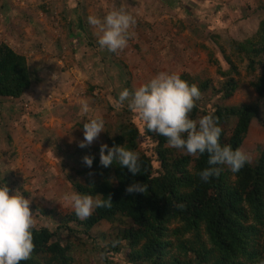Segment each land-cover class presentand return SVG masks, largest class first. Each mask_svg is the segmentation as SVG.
Segmentation results:
<instances>
[{
    "label": "trees",
    "instance_id": "16d2710c",
    "mask_svg": "<svg viewBox=\"0 0 264 264\" xmlns=\"http://www.w3.org/2000/svg\"><path fill=\"white\" fill-rule=\"evenodd\" d=\"M229 45L239 60L246 61L250 73L261 68L250 81L257 93L256 106L225 103L239 86L229 75L231 71L237 74V66L228 55H224L228 68L219 69L224 77L220 86L214 87L209 80L195 84L186 74L181 79L198 86L200 100H215L204 109L198 105L200 100L196 101L190 118L217 117L222 128L221 145H231L235 150L241 148L254 117L264 130V19L252 35L231 39ZM30 84L25 56L0 44V97H19ZM138 119L136 124H118L107 145H124L138 153L140 172L133 176L117 161L103 167L100 148H91V167L83 163L66 176L75 192L103 200L110 196L112 206L95 208L85 220H79L74 212L58 216L61 224L54 229L35 226L34 251L20 264H74L79 258L75 248L83 243L80 236L98 222H111L117 216L131 221V227L120 234L128 248L118 263L115 251L120 247L101 246V252L109 254L107 263L112 259L115 264H259L264 259V146L258 147L255 160H249L239 172L217 165L222 169L219 176L203 182L198 173L208 167L207 153L197 158L171 148L165 137ZM134 182L143 184L145 192L127 193L126 187ZM64 231L67 238L56 236Z\"/></svg>",
    "mask_w": 264,
    "mask_h": 264
},
{
    "label": "rangeland",
    "instance_id": "374dc122",
    "mask_svg": "<svg viewBox=\"0 0 264 264\" xmlns=\"http://www.w3.org/2000/svg\"><path fill=\"white\" fill-rule=\"evenodd\" d=\"M18 1L21 3V0H14V3L21 7ZM97 1L100 4H92L97 10L96 15L103 16L106 13L100 14L98 6L107 11L113 7H125L136 18V24L131 30L128 46L123 51L110 52V59L114 56L113 63L110 62L112 66L108 63H101L98 68L96 66L99 63L92 66L94 61L100 59H91V62L80 65L83 72L87 71L79 79L84 81V85L82 82L76 83L72 96L84 100L88 98V103L91 102L90 110L104 120V131L91 145L84 148L78 146L84 140L82 125L88 118L81 114V107H75L76 101L67 96L66 92L56 95L48 93L46 99L49 102L46 103H41L40 96L29 88L16 98L0 97V186L6 184L10 195L18 190L30 200V211L38 227L46 225L54 229L61 224L58 216L62 218L73 212L70 204L63 200L65 193L74 191L66 173L72 172L70 169L81 168L82 158L88 156L91 148L97 149L101 144H107L108 136L115 132L118 124L139 122L138 115L134 114L127 103L123 107L112 108L109 103H114L115 99L105 87L96 84L94 90L90 89V66L94 75H97L99 69L103 73L102 68H106L100 80H109L111 85L116 86L112 90H115L117 99V90L128 89L129 83V91H132L161 71L186 74L195 84L209 80L214 87H218L224 80L219 69L226 71L228 68L224 59V55H228L237 66V74L231 71L229 75L238 80L239 86L225 103L257 105V93L250 81L260 73L261 68L250 73L246 68V61L239 60L229 41L247 38L256 31L259 22L264 19V0ZM69 5L71 7L75 4ZM79 9L77 6L75 12H79ZM51 11L48 27L56 41L54 45L60 47L61 53H67L71 48L68 47L69 44L63 43V25L59 20L58 3L53 5ZM46 14L45 11L39 12L37 21L43 23ZM17 18L20 20L19 16ZM14 25L16 26L15 20L0 12V44L4 43L24 55L27 65L37 53H47L45 42L35 49L20 48L17 41L20 29L14 30ZM96 46L100 47L97 43ZM67 55L69 56L58 59L65 60L69 67L74 66L75 52L70 51ZM107 94L111 102L106 100ZM214 101L204 98L198 105L204 109ZM44 104H48L47 107H43ZM93 104L98 108L93 109ZM63 120L69 123H63L61 127L54 126L55 121L65 122ZM46 121L48 124L44 125ZM58 128L61 129L64 140L59 137ZM260 146H264V130L260 120L254 117L240 149L253 162ZM130 222V219L121 216L111 222H98L86 235L80 236L82 244L76 242L78 246L75 253L79 258L74 264H115L112 259L107 263L105 257L109 254L105 256L101 252V246L104 249L120 247L119 251H115V256L118 263L122 262L128 247L120 234L126 227H131ZM66 233L64 231L61 236H56L63 240L67 238ZM70 239L74 241L73 238Z\"/></svg>",
    "mask_w": 264,
    "mask_h": 264
},
{
    "label": "clouds",
    "instance_id": "9594fccd",
    "mask_svg": "<svg viewBox=\"0 0 264 264\" xmlns=\"http://www.w3.org/2000/svg\"><path fill=\"white\" fill-rule=\"evenodd\" d=\"M87 23L94 30L100 48L117 53L128 46L136 18L125 7H113L102 17L89 15ZM200 99L198 86L189 85L181 79L179 72L161 71L132 91L127 88L119 91L114 104L120 108L127 103L150 131L166 138L169 147L197 158L207 153L208 167L202 169L198 176L201 181L208 182L222 171L217 165L226 166L237 173L249 161V157L240 148L234 150L231 145H221L222 128L214 115H204L198 120L190 118L196 101ZM79 103L81 114L87 115L90 112L87 100L82 99ZM103 131L104 120L101 117H88L83 123L84 140L78 146L84 148L91 145ZM82 159L86 166L91 167L92 157L84 156ZM113 161L127 168L133 176L140 172L138 153L124 145L109 148L107 144H101L100 164L109 167ZM125 191L145 192V189L143 184L134 182ZM63 200L70 204L79 220L90 217L95 208L112 206L110 196L107 200L94 199L91 195L75 191L65 193ZM35 226L30 200L18 190L10 195L6 184L0 186V264H20L30 259L35 247L32 233ZM259 264H264V259Z\"/></svg>",
    "mask_w": 264,
    "mask_h": 264
},
{
    "label": "crops",
    "instance_id": "0c3cea01",
    "mask_svg": "<svg viewBox=\"0 0 264 264\" xmlns=\"http://www.w3.org/2000/svg\"><path fill=\"white\" fill-rule=\"evenodd\" d=\"M56 3H58L60 11L59 20H61L60 22L63 25V43L69 44L68 47L71 48L67 51V53H61L60 47L54 45V42L56 41L53 39V35H51L48 27V22H50L49 15H51V9ZM95 3L99 2L97 0H21L20 7L14 3V0H0V12L6 15L7 18L12 19L13 21L15 20L16 26L14 25V30L20 29V32L18 33L19 38L17 39L20 48L35 49L43 42H45L44 45L47 47V53H37L30 59L31 61L29 60L30 62L28 63V70L32 81L29 89H31L33 93L40 96L39 99L41 103L49 102V100L46 99V95L50 92H53L54 95L59 94L60 92H66V95L69 97L71 96L72 98L76 83L82 82L84 85V81H79V79H81L82 76H85L84 73L87 71L83 72V69L80 66L81 64H87L92 61L91 59H93V61L94 59H100V61H94L92 64V66H96L99 63V65L96 66L97 68L101 63L110 64L111 61L113 63L114 56L110 59L109 51L96 46L97 37L95 36L92 27L87 23V17L89 15H96L97 10L92 7V4ZM69 4L75 5L70 7ZM77 6L80 7L79 12H75V8ZM98 8L100 14H104V12L107 11L104 8L102 9L101 6H98ZM41 11H45L47 13L45 16L46 20H44L43 23L37 21L38 13ZM17 16L20 17V20H18ZM97 16L102 17L101 15ZM10 24H12V22ZM92 41L94 43H92ZM70 51L75 52L73 58L75 64L71 67L65 64V60H61V56H69L67 54L70 53ZM58 57L61 58L58 59ZM112 63L110 64L111 66ZM92 66H90V71H88L92 74V76H90L91 80L89 81L90 89L94 90V88L97 87L96 84L98 86H103L116 100V96L114 95L115 90H112L114 88L116 89V86L111 85V81L109 80L107 82H102L100 80V76L104 75L106 68H102L103 73L99 69V71L96 72L97 75H94L91 72ZM85 79L87 78L85 77ZM118 92L119 91L117 90V93ZM108 97L109 95L107 94L106 100L111 102ZM72 99L74 102L76 101L77 105H75V107L80 108L81 105L79 102L83 98L80 99L79 97H73ZM90 103L91 102L88 104ZM109 104L112 108L115 106L114 103ZM47 105L48 104H44L43 107H47ZM50 108L51 107L49 106L48 109ZM92 108L96 109L98 106L93 104ZM102 108L103 105L99 108V111L101 110L100 113H102ZM37 112H39V109ZM91 115L94 117L95 111L90 110L85 117L88 118ZM50 120L51 118L48 119V122ZM63 121L65 122L61 121L60 123L55 121L54 126L61 127V124L69 123L66 120ZM48 122L46 121L44 125H47ZM57 131L59 133V137L63 139L61 129L58 128Z\"/></svg>",
    "mask_w": 264,
    "mask_h": 264
}]
</instances>
